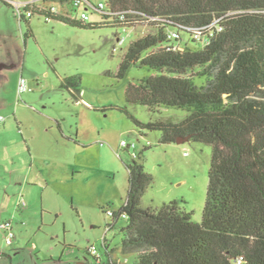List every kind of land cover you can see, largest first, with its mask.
Here are the masks:
<instances>
[{"label":"rangeland","instance_id":"obj_1","mask_svg":"<svg viewBox=\"0 0 264 264\" xmlns=\"http://www.w3.org/2000/svg\"><path fill=\"white\" fill-rule=\"evenodd\" d=\"M86 1L92 6L104 4L105 11L109 10L108 0ZM91 5L75 14L82 10L88 14L85 25L104 23ZM112 26V20L108 25L84 28L59 20L46 23L38 16L21 23L19 14L0 0V118H4L0 128L12 124L18 134L26 132L37 158L32 166V155L27 152V167L32 168L28 181L13 185L4 206L0 200V219L12 222L14 244L22 254L15 264H46L58 260L64 249L65 259L76 255L97 264L93 256H86L90 246L103 264H109V255L118 264H135L137 255L122 249L126 220L120 218L109 226L113 223L110 213L118 212L126 202L127 166L134 159L133 151L153 179L142 206L160 209L176 202L193 222H202L212 148L195 142L160 144L161 133L156 131L140 135L129 115L144 123L180 122L189 112L161 108L153 113L144 106L127 105V85L154 72L132 66L121 79L122 60L133 42L156 31L148 26L135 30ZM26 34L32 36L25 38ZM120 38L123 45H119ZM181 44L202 49L186 33ZM202 71L199 67L189 72L197 84L204 81L199 76ZM72 76L81 78L84 105H77L73 95L61 88L62 80ZM21 78L30 92L19 99ZM123 142L135 149H123ZM6 165L12 168L11 163ZM1 175L0 168V191L6 189L2 180H7ZM21 198L27 206L19 209ZM4 242L0 232V247Z\"/></svg>","mask_w":264,"mask_h":264},{"label":"trees","instance_id":"obj_2","mask_svg":"<svg viewBox=\"0 0 264 264\" xmlns=\"http://www.w3.org/2000/svg\"><path fill=\"white\" fill-rule=\"evenodd\" d=\"M108 7L115 16L94 26L59 21L95 28L112 20V27L125 30L154 29L133 42L122 60L121 79L132 66L154 72L127 85L126 103L189 114L180 122L144 123L125 112L140 135L160 132V144L184 138L212 148L200 224L176 202L143 207L153 179L140 160H132L126 202L110 214V227L126 220L123 252L136 254L135 264H264V0H108ZM186 29L201 30L203 40ZM174 31L179 38L172 40ZM182 33L202 49L183 46ZM199 67L204 81L197 84L189 72ZM80 85V76H72L61 88L79 101ZM95 260L103 264L102 257Z\"/></svg>","mask_w":264,"mask_h":264},{"label":"built area","instance_id":"obj_3","mask_svg":"<svg viewBox=\"0 0 264 264\" xmlns=\"http://www.w3.org/2000/svg\"><path fill=\"white\" fill-rule=\"evenodd\" d=\"M8 5H10L13 10L19 14L20 22L22 19L30 20L35 16L41 17L44 19L46 23H51L55 20H66L68 22L78 23V24H86L89 20L88 14L82 10L79 14L76 11H80L83 7H89L91 5L86 0H32L27 2H18L16 0H2ZM60 7H58V6ZM92 6V5H91ZM106 21V18L115 16L113 13L108 10L105 11V5L99 4L98 6H92ZM87 10V8H85ZM123 19V17H121ZM191 32L192 38L196 41H202V31L199 29H186ZM169 38L174 40L179 38L178 32H171ZM119 45L124 44V39L118 40ZM177 48V47H176ZM30 92L28 87V83L25 79L21 78L18 87V96L19 99H22V96L26 93ZM3 118H1L2 120ZM123 149H135V145H129L126 142L121 144ZM133 156L136 158L135 151H133ZM19 207H26L27 204L21 198L19 201ZM111 214V213H110ZM0 232L4 234L5 244L7 246H14L15 241V233L14 227L11 221H0ZM88 253L98 259L100 261L101 256L98 254L97 250L90 246L88 248Z\"/></svg>","mask_w":264,"mask_h":264},{"label":"crops","instance_id":"obj_4","mask_svg":"<svg viewBox=\"0 0 264 264\" xmlns=\"http://www.w3.org/2000/svg\"><path fill=\"white\" fill-rule=\"evenodd\" d=\"M82 97L83 93L81 94L80 100L76 101L77 105H84V100ZM1 118L0 121H4V118L2 120ZM16 121L18 124H21L20 122H18L17 119ZM13 128L14 126L12 124H4L3 128H0V168L3 170V175L1 176H6L7 178V180H2L4 183V185L2 186H6V189L0 191V200L3 206L5 205V202L11 198L9 192L13 185H18L20 183L24 184V182H26L27 180V177L30 176V173L32 172V168L31 170H29V168L27 167V162H29L27 152H30L32 155V166H34L37 161L36 155L32 154L33 148H31L30 146L31 137L28 136L26 132L23 133L22 131H20L21 133H19V135L17 132L14 131L15 129ZM12 131H14V134L12 133ZM6 162L11 163L12 168L8 169ZM23 172L27 174L24 175L22 174ZM19 209H22V207H19ZM0 221H4V219H0ZM5 245L6 244L3 245L4 247H0V264H3L4 261H10V264H15L16 260H18V258L22 255L20 253V249L16 248L15 244V246H11L10 248L5 249V247L7 246ZM88 248L86 249V251H88ZM64 257L65 249L62 251V254L58 260L52 259L46 264H91L89 259L82 260L79 256L76 255L73 258L67 259H65Z\"/></svg>","mask_w":264,"mask_h":264},{"label":"water","instance_id":"obj_5","mask_svg":"<svg viewBox=\"0 0 264 264\" xmlns=\"http://www.w3.org/2000/svg\"><path fill=\"white\" fill-rule=\"evenodd\" d=\"M187 142V139H184V138H179L178 140H177V144H184V143H186Z\"/></svg>","mask_w":264,"mask_h":264}]
</instances>
